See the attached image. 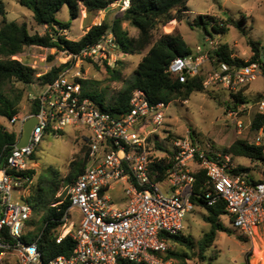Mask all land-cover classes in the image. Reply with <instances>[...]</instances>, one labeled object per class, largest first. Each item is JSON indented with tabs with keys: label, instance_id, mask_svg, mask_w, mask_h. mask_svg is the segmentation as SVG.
<instances>
[{
	"label": "built area",
	"instance_id": "2783aa9c",
	"mask_svg": "<svg viewBox=\"0 0 264 264\" xmlns=\"http://www.w3.org/2000/svg\"><path fill=\"white\" fill-rule=\"evenodd\" d=\"M128 2L122 1L123 8ZM206 40L208 50L218 48L212 38ZM116 48L115 37L108 32L98 43L68 55L110 65ZM205 60L211 63L205 87L218 86L235 93L256 78H264V58L263 64L229 63L209 58L200 46L195 54L173 58L169 69L184 81L187 75L197 74ZM79 77V71L63 68L55 78L39 83L40 91L29 98L30 106L35 102V113L15 114L9 119L17 139L0 153V264H171L172 260L162 255L173 244L170 236L182 232L185 216L197 207L192 197L203 198L209 205L222 201V217L230 221L232 230L252 242L255 235L259 237L264 222V125L250 140L262 146L257 159L216 150L189 131L183 136L166 132L164 138L171 137L172 147L164 150L153 139L160 134L167 104L152 103L143 90L135 89L128 110L117 117L81 93ZM256 99L255 113L264 115V91ZM237 113L233 110L228 115L236 118ZM33 115L36 122L27 144L17 146L23 123ZM235 123L239 131L251 125L240 118ZM69 126L87 129L83 133L84 167L77 177L62 182V198L70 203L55 239L61 243L69 236L73 245L68 254L46 260L39 246L46 223L35 235L26 236L34 212L28 200L33 174L28 170L34 168L32 155L42 136L47 132L60 135ZM238 157L249 163L237 162ZM154 162L164 166L162 173ZM239 165L250 169L239 170ZM201 170L204 178L200 190L195 191ZM250 171H256L258 177ZM110 191H116L118 198L113 199Z\"/></svg>",
	"mask_w": 264,
	"mask_h": 264
},
{
	"label": "rangeland",
	"instance_id": "374dc122",
	"mask_svg": "<svg viewBox=\"0 0 264 264\" xmlns=\"http://www.w3.org/2000/svg\"><path fill=\"white\" fill-rule=\"evenodd\" d=\"M2 1L6 11V20L24 22L30 33L43 34L46 30L51 33L56 31L55 36L63 34L71 40L79 39L91 24L99 23L103 18L111 19L123 9V7H119L117 2L111 5L112 9L109 12L101 10L87 14L81 10L78 17L72 19L67 4H63L55 13V18L58 21L69 22V27L62 29L58 25L47 27L37 24L33 19L32 11L19 4L17 0ZM187 7L188 13L185 18L162 26L158 31H155V36L159 32H172L175 29L182 34L192 54H195L196 47L200 46L208 57L212 50L207 49L206 39L212 38L218 45H227L235 55L245 60L252 55L251 47L247 42L251 38L260 42V51L264 56V0H188ZM200 14L205 15L203 19L199 17ZM206 15L213 16L218 22H222L226 25V30L224 32L215 31ZM2 20L3 18L0 16V25ZM229 20L234 22L231 23ZM123 26L128 29L130 35L137 33V30L127 22L123 23ZM146 51L147 49L141 54L131 55L121 53L116 48L114 50L115 59L111 60L109 66L120 71V78L117 79L118 77L115 78L99 62L87 58L69 57L67 52L56 51L54 48L38 45L25 46L22 52L14 55L13 58L21 60L35 69L33 82L30 84L10 82L6 89H9L12 84L22 88L24 91L17 106V114L31 113L29 98L41 89L40 80L37 76L45 73L52 66H59L67 62L68 66L65 68L79 71L83 78L93 80L96 91L103 94L105 102L109 103L118 91L132 80L136 65ZM210 68V60H205L201 67L203 74L205 75ZM263 91L264 78L260 76L248 84L245 91L246 102H238L236 105L232 92L218 86H204L203 91L193 92L184 101L175 99L165 107L160 134L153 139V142L159 143L164 150H170L172 144L169 139L171 137L167 140L164 138V134L169 132L171 136H183L189 131L192 137H196L200 142L210 143L213 148L220 151L235 139L251 140L254 132L250 130V126L239 131L235 119L240 118L246 123L252 121L255 113L253 100ZM248 100L249 102H247ZM233 110L238 111L236 118L228 115V112ZM0 126H4L8 130L15 127L5 117H0ZM86 132L85 127L74 128L69 126L62 130L60 135L55 136L47 132L42 136L34 151L33 184L29 194H32L36 187L40 186L47 194L49 202H54L64 196L62 182L67 183L69 181H61V179L70 172L71 161L82 160L85 151L83 133ZM237 162L249 163L248 160L240 157L237 158ZM244 168V170L250 169L246 166ZM253 168L255 169L254 166ZM250 172L254 177H258L256 171ZM56 184L60 185L55 188V192L52 194ZM59 193H61L60 196ZM109 193L113 199L118 198L116 191ZM25 199L27 198L25 197ZM29 201L32 203V200ZM204 214H206V210L197 206L184 218L182 232L191 235L195 242L199 240L204 231L210 228V224L204 220ZM221 221L226 227L233 229L226 217H221ZM28 227L31 229L30 231L38 232L42 225L41 223L35 225L28 223ZM259 235L261 239L255 235L254 243L262 252L263 258L255 257V245L252 241L238 236L233 231L228 233L218 230L214 244L204 252L205 259L203 261L192 259L188 261V264H207L210 262L212 264H264V227L260 230ZM256 258L257 261L254 262Z\"/></svg>",
	"mask_w": 264,
	"mask_h": 264
},
{
	"label": "trees",
	"instance_id": "16d2710c",
	"mask_svg": "<svg viewBox=\"0 0 264 264\" xmlns=\"http://www.w3.org/2000/svg\"><path fill=\"white\" fill-rule=\"evenodd\" d=\"M119 1L17 0L19 4L26 6L32 11L33 19L37 24L46 25L47 27L58 25L62 29H67L69 22L63 23L58 21L55 18V13L63 4H67L70 17L74 19L78 17L81 10H84L87 14H92L105 10V8L110 7L114 3H119ZM187 1L129 0L128 6L117 12L111 19L103 18L99 23L91 24L79 39L71 40L63 34L55 36L54 33L56 31L51 33L49 30H46L43 34L30 33L24 22L18 23L16 20H6L4 3L0 0V16L3 18L0 25V117H5L9 120L13 115L18 113L17 106L24 91L22 88L14 86V84L9 89H6V86L10 82L30 84L35 77L34 68L21 60L13 58L14 55L21 53L25 46L38 45L54 48L56 51L78 54L83 47L98 43L108 32H111L115 37L117 50L121 53L132 55L141 54L146 49L147 51L138 61L132 80L126 83L109 103L105 102L103 94L96 91L93 80L83 77L77 78L81 84V93L93 99L101 109L109 112L127 111L130 96L135 89L143 90L150 102H164L165 104H169L175 99H180L181 101L187 100L193 92L203 91L205 75L201 69L193 76L187 75L184 81H180L178 76L174 75L169 69L171 61L176 56L187 57L192 54L182 34L174 29L172 32H159L155 36V31H158L166 24L174 22L173 19L180 21L186 17L188 13ZM119 7H123V4H120ZM109 11L110 9L107 12ZM204 16L202 14L199 15L202 19ZM206 16L209 18V22L212 23L215 31L224 32L226 30V25H219V22L213 16ZM125 22L137 30L135 35H130L128 29L123 26ZM230 22L233 23L234 21L231 20ZM247 42L252 51L249 59L245 60L232 55L228 46L222 44L216 50L209 53V58L236 64H245L251 61H258L263 64L264 56L260 51V42L251 38ZM94 64L96 63L94 62ZM103 65L115 78H120L119 70L110 67L106 62ZM67 66V62L59 66H52L45 73L37 76V78L40 80V83L47 82L55 78ZM247 87L244 86L237 92H232L235 105L238 102H246L245 91ZM30 111L31 113L36 112L35 102H32ZM263 125L264 115L254 113L250 125V130L254 132V135ZM16 139L17 134L13 129L8 130L4 126H0V153L4 150V146L12 145ZM84 148L86 149L85 143ZM261 150L262 146H255L247 139H235L223 149V151L229 152L235 157L242 156L251 159L260 158ZM32 158L34 159V154ZM81 159L78 162H70L71 170L61 181H70L78 176L86 161L85 156ZM154 166L161 173L164 170V166L160 165V163L154 162ZM238 169L242 170L244 168L239 165ZM28 171L30 174H33V168ZM203 178L204 173L201 170L198 172L195 191L200 190ZM60 184L55 185L52 194ZM28 198L32 200L34 209L33 216L28 223L33 225L46 223L42 228L39 240L43 259L47 260L61 253L68 254L73 245L71 237L66 236L61 243L55 241L58 227L61 224L60 218L70 203L68 198H58L54 202H49L47 194H45L40 186L36 187V190L32 194H29ZM60 200L62 201L56 205H52ZM192 200L198 207L206 210L204 220L210 224V228L202 233L197 242L193 240L191 235H186L183 232L171 235L170 240L174 244V247L167 249L162 255L164 259H171V264H188V261L192 259L203 261L206 257L204 252L214 244L218 230L228 233L235 232L231 228L226 227L221 221V217L225 214L224 203L222 201L209 205L200 197H192ZM31 234L35 235L36 232L29 231L26 236H31ZM238 236L245 238L239 234Z\"/></svg>",
	"mask_w": 264,
	"mask_h": 264
},
{
	"label": "water",
	"instance_id": "95a60500",
	"mask_svg": "<svg viewBox=\"0 0 264 264\" xmlns=\"http://www.w3.org/2000/svg\"><path fill=\"white\" fill-rule=\"evenodd\" d=\"M120 4H122V0L119 1V5ZM109 8L110 7H107V8H105V10L107 11ZM257 100L258 99L254 100V102H256ZM114 115L117 116V117L121 116V114L119 112H115ZM35 122H36V116H34V115L30 116L29 118H27L25 120V122L23 123V126H22L21 137H20V139L18 140V142L16 144L17 146H23V145L27 144L30 132H31Z\"/></svg>",
	"mask_w": 264,
	"mask_h": 264
},
{
	"label": "crops",
	"instance_id": "0c3cea01",
	"mask_svg": "<svg viewBox=\"0 0 264 264\" xmlns=\"http://www.w3.org/2000/svg\"><path fill=\"white\" fill-rule=\"evenodd\" d=\"M111 7H112V6H110V8H109L110 10L112 9ZM109 9H108V10H109ZM108 10H107V11H108ZM173 20L176 22L175 19H173ZM171 21H172V20H171ZM177 25H178V24H177ZM228 48H229V47H228ZM229 50H230V48H229ZM230 51L232 52V55H235V54L233 53L232 50H230ZM236 56H237V55H236ZM259 95H260V94H259ZM259 95H258V96H259ZM258 96H257V97H258ZM257 97H256V98H257ZM256 98H255L254 100H256ZM254 100H253V101H254ZM238 158H239V157H238ZM240 158H242V157H240ZM263 227H264V222H263L262 225L260 226L259 232H260V230H261ZM258 238L261 239L260 235H259ZM248 240H249V239H248ZM250 242H251V240H250ZM254 242H255V241H254ZM254 242H252V243H254ZM255 244H256V243H254L253 245H255ZM254 254L256 255L255 257H260V258L262 257V252L259 250V248H258L256 245H255V248H254ZM262 258H263V257H262ZM256 261H257V258L254 260V262H256Z\"/></svg>",
	"mask_w": 264,
	"mask_h": 264
}]
</instances>
